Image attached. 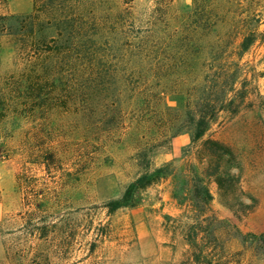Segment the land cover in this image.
I'll return each instance as SVG.
<instances>
[{
	"label": "rangeland",
	"instance_id": "1",
	"mask_svg": "<svg viewBox=\"0 0 264 264\" xmlns=\"http://www.w3.org/2000/svg\"><path fill=\"white\" fill-rule=\"evenodd\" d=\"M88 2L99 46L78 90L67 92L62 80L64 90L46 97L51 106L14 104L0 121V264H264V247L250 242V234L264 233V0ZM116 5L132 11V32L148 50L160 46L157 53L112 57ZM32 6L0 0V14ZM248 33L254 41L242 51ZM15 58L9 38L0 37L1 74L16 67ZM116 69L126 73L119 82ZM225 70L235 71L238 88L246 77L245 97L193 142L186 105L203 91L221 95L210 78ZM207 139L233 155L218 159ZM44 149L55 154L50 172L34 162ZM24 165L35 184V217L55 224L45 239H29L22 224L28 197L16 174ZM160 167L125 205L108 211L130 182ZM217 167L236 176L226 188L215 182ZM203 185L212 196L206 204L195 194ZM27 242L33 246L22 253Z\"/></svg>",
	"mask_w": 264,
	"mask_h": 264
},
{
	"label": "trees",
	"instance_id": "2",
	"mask_svg": "<svg viewBox=\"0 0 264 264\" xmlns=\"http://www.w3.org/2000/svg\"><path fill=\"white\" fill-rule=\"evenodd\" d=\"M162 1L156 0V6ZM89 4L91 2L88 0H33L32 9L28 12L0 14V37L9 38L15 60H18L14 69L0 73V121L7 116L14 104L22 105L23 108H29L32 111L35 106H51L45 103L49 92L55 93L64 89L67 92L78 90L76 82L80 78L83 66L86 61L93 60L98 54L97 36L100 33L96 26L99 24L93 12L89 10ZM131 13L128 7L119 5H116L112 11V57L116 60L125 58L128 52L133 55L131 52L133 49H136L138 58L141 59L142 56L145 59L148 57L147 53L154 51L157 53L160 47L154 46L148 50L143 45L142 39L134 35L135 32H132L131 27ZM152 13L148 17L149 20L155 19ZM253 41L252 33L243 35L240 43L241 50H247ZM222 73V78L217 75L215 78H210L215 85H220L221 95L211 96L203 91V94L186 105L184 113L188 127L186 132H189L190 140L193 142L205 134L221 111L237 112L239 100L245 97L246 77L242 79L241 86L238 88L236 82L238 76L234 70H225ZM125 74L124 71L120 72L116 69L113 77L116 82H119ZM89 79L94 81L93 77ZM62 80H66L64 89L59 87ZM84 86H81V89ZM87 88L90 91L93 86L89 84ZM118 90L122 89L118 88ZM40 98L42 100L45 98L41 105L36 103ZM204 143L211 147L218 159L224 155H233L231 148L218 140L207 139ZM36 156L38 158H35L34 162L40 164L43 170L50 172L54 168L53 151L44 149ZM28 168L24 165L16 174L18 186L23 195L28 197L22 224L27 226V236H32L29 239H45L48 227H54L55 224L41 219L43 215L35 217L39 203L29 200L31 188H34L35 184L28 177ZM162 170V167L157 168L154 172L130 182L121 198L108 202V211L111 212L125 205L137 188L150 183L151 178ZM214 175L219 189L226 188L227 181L236 179V176L227 170H220L219 167L214 170ZM195 188L196 196L201 198L203 203H208L212 196L206 186ZM2 228L3 222L0 221V235L3 232ZM189 229L196 234L197 224H191ZM250 236L252 244L260 248L264 247V233L250 234ZM26 244L22 253H26V249L33 246L28 242ZM18 250L16 247H10L12 253H17ZM7 251L9 253V250Z\"/></svg>",
	"mask_w": 264,
	"mask_h": 264
}]
</instances>
